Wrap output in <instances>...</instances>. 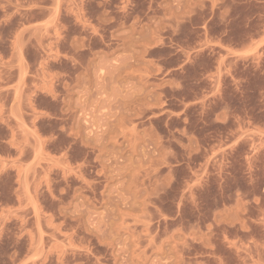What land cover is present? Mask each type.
<instances>
[{"label": "rangeland", "instance_id": "obj_1", "mask_svg": "<svg viewBox=\"0 0 264 264\" xmlns=\"http://www.w3.org/2000/svg\"><path fill=\"white\" fill-rule=\"evenodd\" d=\"M0 264H264V0H0Z\"/></svg>", "mask_w": 264, "mask_h": 264}]
</instances>
